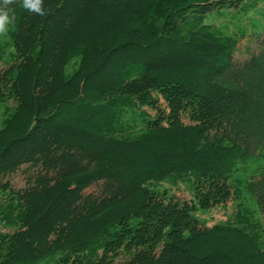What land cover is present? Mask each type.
I'll list each match as a JSON object with an SVG mask.
<instances>
[{"label": "trees", "instance_id": "1", "mask_svg": "<svg viewBox=\"0 0 264 264\" xmlns=\"http://www.w3.org/2000/svg\"><path fill=\"white\" fill-rule=\"evenodd\" d=\"M237 1L46 0L43 18L13 6L0 193L15 231L0 233V264H264L255 231L193 215L248 199L264 221V34L238 63L236 40L206 24ZM162 183H189L192 204Z\"/></svg>", "mask_w": 264, "mask_h": 264}, {"label": "rangeland", "instance_id": "2", "mask_svg": "<svg viewBox=\"0 0 264 264\" xmlns=\"http://www.w3.org/2000/svg\"><path fill=\"white\" fill-rule=\"evenodd\" d=\"M207 25H211L226 37H233L237 44L233 51V60L243 63L252 55L259 51L258 37L264 34V0H240L232 6H224L208 15ZM10 38L0 40V48L5 56L10 51ZM5 117V108L0 106V123ZM249 173L248 168H241L239 175L244 176ZM251 173V172H250ZM13 189L25 187L26 176L19 171L11 176ZM159 192H166L170 198L178 200L180 203L190 202L193 199V188L189 183H179L175 186L169 183H162L155 186ZM100 190V185H95L87 192L96 194ZM9 193H0V233L8 234L15 231L14 213L8 209ZM248 199L230 200L224 205L214 206L207 210H197L193 215L207 227L220 223H230L239 225L248 230L255 231L259 236L260 243L264 246V221L255 211V208L248 204ZM192 204V203H191ZM245 207L254 210V216L244 220L247 223H239L241 211ZM244 208V209H243ZM55 264V263H54Z\"/></svg>", "mask_w": 264, "mask_h": 264}, {"label": "clouds", "instance_id": "3", "mask_svg": "<svg viewBox=\"0 0 264 264\" xmlns=\"http://www.w3.org/2000/svg\"><path fill=\"white\" fill-rule=\"evenodd\" d=\"M19 5L27 14L46 17L52 14L51 5L46 0H0V40L10 38L17 26V15L13 6Z\"/></svg>", "mask_w": 264, "mask_h": 264}]
</instances>
